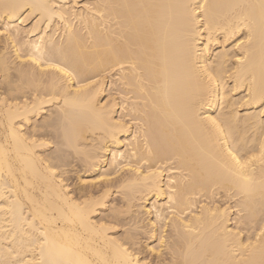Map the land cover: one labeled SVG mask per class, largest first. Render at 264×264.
<instances>
[{"label":"bare ground","instance_id":"bare-ground-1","mask_svg":"<svg viewBox=\"0 0 264 264\" xmlns=\"http://www.w3.org/2000/svg\"><path fill=\"white\" fill-rule=\"evenodd\" d=\"M0 264H264V0H0Z\"/></svg>","mask_w":264,"mask_h":264},{"label":"rangeland","instance_id":"rangeland-1","mask_svg":"<svg viewBox=\"0 0 264 264\" xmlns=\"http://www.w3.org/2000/svg\"><path fill=\"white\" fill-rule=\"evenodd\" d=\"M30 23V22H29ZM28 24V23H27Z\"/></svg>","mask_w":264,"mask_h":264}]
</instances>
